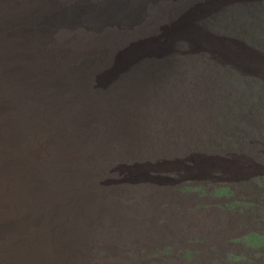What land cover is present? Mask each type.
<instances>
[{
    "label": "rangeland",
    "instance_id": "1",
    "mask_svg": "<svg viewBox=\"0 0 264 264\" xmlns=\"http://www.w3.org/2000/svg\"><path fill=\"white\" fill-rule=\"evenodd\" d=\"M122 2V21L97 35L114 48L96 51L104 62L87 79L91 90L142 85L144 78L132 77L147 69L183 102L164 112L159 148L106 159L97 182L104 198L124 196L140 211V192L154 198L153 238L123 248L121 257L132 264H264V0ZM91 252L106 257L96 245Z\"/></svg>",
    "mask_w": 264,
    "mask_h": 264
},
{
    "label": "bare ground",
    "instance_id": "2",
    "mask_svg": "<svg viewBox=\"0 0 264 264\" xmlns=\"http://www.w3.org/2000/svg\"><path fill=\"white\" fill-rule=\"evenodd\" d=\"M125 10L122 0H0V264H132L121 250L153 238V197L136 196L140 211L97 187L106 159L159 148L164 112L183 102L147 69L132 77L142 85L91 90L96 51L114 48L97 35ZM78 27L90 33L66 31Z\"/></svg>",
    "mask_w": 264,
    "mask_h": 264
}]
</instances>
